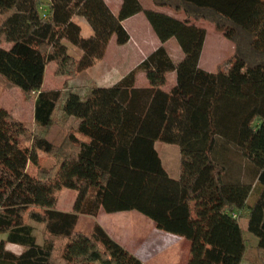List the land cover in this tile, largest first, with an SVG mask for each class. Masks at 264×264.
I'll use <instances>...</instances> for the list:
<instances>
[{
    "label": "trees",
    "instance_id": "16d2710c",
    "mask_svg": "<svg viewBox=\"0 0 264 264\" xmlns=\"http://www.w3.org/2000/svg\"><path fill=\"white\" fill-rule=\"evenodd\" d=\"M184 20L153 10L145 15L160 41L176 39L185 58L176 65L158 48L116 85L93 86L80 96L44 90L47 66L76 79L105 58L115 38L131 40L104 0H0V75L19 61L37 66L21 85L35 99L38 130L0 109V264H144L95 223L81 216L136 211L156 228L190 241L187 264H243L258 240L264 264V0H153ZM77 19L92 29L85 37ZM208 22L234 46L217 72L200 67ZM146 73L149 87L138 88ZM177 74L178 96L163 90ZM78 98L72 115L67 104ZM55 127L63 141L49 140ZM181 151V175L163 166L156 144ZM40 153L56 166L36 177ZM239 156L241 163H235ZM233 158V159H231ZM77 192L73 211L56 210L57 195ZM254 199L252 204L249 200ZM31 223L44 227L39 244ZM22 247L17 254L8 245Z\"/></svg>",
    "mask_w": 264,
    "mask_h": 264
},
{
    "label": "rangeland",
    "instance_id": "374dc122",
    "mask_svg": "<svg viewBox=\"0 0 264 264\" xmlns=\"http://www.w3.org/2000/svg\"><path fill=\"white\" fill-rule=\"evenodd\" d=\"M122 3V9L125 10V14H131L130 16L135 15L134 12L141 13L144 11V7L147 5V0H120ZM84 27V36L89 37L92 34V29L89 24H83ZM209 32H217L215 26L211 23L206 24ZM218 33V32H217ZM222 34V33H220ZM223 35V34H222ZM211 43V42H210ZM0 47L9 49V45L2 44L0 42ZM225 61L228 58L227 48H223V52L211 51L208 46L207 52L205 54V60L203 65L206 71L208 72H217V60L221 56H225ZM222 61V62H223ZM103 62V61H102ZM102 62H100L97 67L89 70L78 76L76 79L68 80L67 77L57 76L56 75V65H49L46 74H45V83L44 90H62L69 89L70 83L76 86V89L84 87L91 80V76L95 73V69H98L101 72ZM217 66V68H216ZM37 66L33 63L26 61H19L16 69L11 75V77H4L0 75V109L7 110L13 117L17 120L25 123L28 128L35 131L38 130L35 124L34 110H35V99L33 97L26 96L21 90V85L24 81L29 80L33 77L36 72ZM141 74V73H140ZM85 89V88H84ZM78 91V90H77ZM83 91V90H81ZM78 98H73L67 104V111L72 115L76 114L78 111ZM49 140L53 143L59 145L63 141L62 130L59 127H55L50 131ZM157 151L159 152L163 162L164 168L166 171L171 172L173 175V170L179 167L180 164V147L176 145H168L162 142H158ZM233 159V158H231ZM237 160V163H241V158L239 156L234 157ZM56 166V160L52 156L40 153V166L37 168L33 165L29 166V174L36 177L39 173V170L48 172ZM58 205L57 209L61 212L70 213L73 211L74 204L77 198V192L70 189H64L57 195ZM254 199L249 200V204H252ZM100 215V214H99ZM99 217V216H98ZM94 217H85L81 216L78 224V229L89 232L92 230L95 223H97L99 218ZM100 222H102L108 231L115 235V240L122 245L125 244L126 248L131 251L134 249V246H140L145 240L149 239L152 234V229L149 226L151 220L139 212H119V213H106L100 216ZM248 220L242 219L241 226L245 232V236L249 240V249H248V259L246 262L253 264L256 261V249L258 245V240L249 234L248 232ZM35 229V235L38 239L39 244H44V227L42 225L31 223ZM7 235L0 236V239H5ZM148 245V244H147ZM190 241L185 239V242L175 249H170L166 253L160 255L157 260L162 261L165 264H186L187 258L190 250ZM124 246V245H123ZM8 249L20 254L22 253V247L9 244ZM139 252L142 250L139 249ZM145 257V251L143 249V254ZM146 259V258H145ZM149 259L147 258V263ZM259 264V263H256Z\"/></svg>",
    "mask_w": 264,
    "mask_h": 264
},
{
    "label": "crops",
    "instance_id": "0c3cea01",
    "mask_svg": "<svg viewBox=\"0 0 264 264\" xmlns=\"http://www.w3.org/2000/svg\"><path fill=\"white\" fill-rule=\"evenodd\" d=\"M43 1L46 4L45 10H48V5L50 3V0H43ZM104 1L110 7L112 12L121 20L123 26L130 34L131 40L129 41L128 44L124 46H120L117 44L114 38L110 42L109 47L105 54V58L101 63L102 64L101 72H99L98 69H95L97 71H95V73L92 74L91 80L88 82V84H86L84 87H80L79 89H76L78 88L77 87L78 85L74 86L72 85L73 83H70L71 85L67 90H70L71 92L75 93L76 96L79 97V100H82L81 97L84 96L93 86L109 88L116 85L121 80H123L130 72L136 69L144 60H146L152 53H154L161 46L165 47L172 61L176 65L180 64L185 58L183 50L181 49L176 39H171L164 44L160 41L153 27L149 23L145 15V11L153 10L156 12L164 13L166 15L172 16L180 20H184L183 14L175 15L169 9L157 7L154 4L153 0H147V5L144 7L143 12L139 14L138 12H134L135 15L130 16L131 14L124 15L125 10L122 9V3L120 2V0H104ZM77 20L80 22L82 27L83 24L85 25L87 23L84 19H77ZM206 24L207 22H200L197 24L207 30V37L200 60V67L204 70H205L204 67L206 66H204L203 63L205 60V54L207 52L208 46L210 47L211 51H218V52H223V48L226 47L229 54L228 57L234 54L233 44L229 40H227L222 34L217 32L216 33L209 32L208 27H206ZM83 33H84V27H83ZM225 58L226 55L221 56L216 61L217 66H219ZM98 66L99 65H96L95 67L98 68ZM48 67L49 66H47L46 71ZM89 70H87L86 72H88ZM137 87L138 88L149 87V80L147 78L146 73H141L138 75ZM163 90L171 95L178 96L179 93H178L176 73L168 74L167 84L165 85ZM72 98H74V96ZM157 146L158 143L156 144V148ZM162 163L164 166L163 160ZM168 173L173 178L180 177L181 151H180V164L179 167L177 168V171L176 169L173 170V175L169 171ZM103 212L104 211L100 213L97 223H99L108 232V234L115 240V235L112 234L110 231H108L106 226L102 222H100L101 220L100 216L103 214ZM149 226L152 229V234L150 238L145 240L140 246H136V247L134 246V249L131 250L130 252L135 254L144 264H165L162 261L157 260V258L160 255L166 253L168 250L175 249L180 245H182L185 242L186 238L158 230L156 228L155 223L152 220L151 222H149ZM123 245L126 248L125 244L122 243V246ZM139 249H141L142 251L139 252L138 251ZM143 249L145 251V255H144L145 257L141 255L143 254ZM147 258L149 259L148 263L146 262ZM188 258H187V263H188ZM243 264H250V263L245 261Z\"/></svg>",
    "mask_w": 264,
    "mask_h": 264
}]
</instances>
